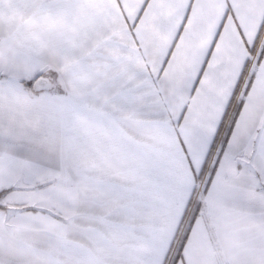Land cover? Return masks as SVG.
Returning <instances> with one entry per match:
<instances>
[{"label":"snow or ice","instance_id":"1","mask_svg":"<svg viewBox=\"0 0 264 264\" xmlns=\"http://www.w3.org/2000/svg\"><path fill=\"white\" fill-rule=\"evenodd\" d=\"M0 264H264V0H0Z\"/></svg>","mask_w":264,"mask_h":264}]
</instances>
